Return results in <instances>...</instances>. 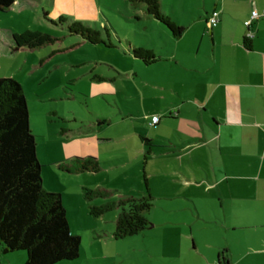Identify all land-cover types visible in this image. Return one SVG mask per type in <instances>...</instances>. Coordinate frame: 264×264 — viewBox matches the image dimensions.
<instances>
[{
  "label": "crops",
  "instance_id": "crops-1",
  "mask_svg": "<svg viewBox=\"0 0 264 264\" xmlns=\"http://www.w3.org/2000/svg\"><path fill=\"white\" fill-rule=\"evenodd\" d=\"M169 9L170 14H166L167 8L161 5L164 14L170 15L183 30L174 37L156 20L167 34L164 54L163 46H156L147 38L120 40L116 32L114 36L136 62L150 67L136 74L142 83L164 91L168 97L159 113L142 118L153 129L179 122V138L169 145L161 140V145L154 148L153 140L147 146L143 140L147 136L140 133H127L124 137H134L135 144L131 147L143 152L144 177L147 170L150 175L169 179L162 184L161 177V188L167 186L173 193L156 190L160 188L154 183L156 195H184L191 200L183 201L184 204L201 209L196 215L203 226L217 225L225 235L238 233L235 234L238 241L233 245L223 242V238L220 244L204 243L210 248L199 250L204 263L214 264L211 257L216 255L217 264H264V0H209L208 5L206 0H171ZM253 10L260 16L246 28L244 22ZM213 11L218 12L219 20L209 27L207 19ZM248 30L253 37L247 39L249 47H246ZM138 47L149 49L156 60L142 63L131 53L132 48ZM94 76L99 77L93 75V79H97ZM47 113L49 118L41 119L45 131L39 160L42 186L60 194L66 214V205L73 202L69 201L71 195L77 196L80 189V205L72 204L86 217L90 214V201L83 198L82 188H92L90 174L101 170V160L92 156H96L92 152L95 140L82 121L75 124V117L70 124L65 123L61 117L64 112L59 109L50 108ZM55 115L63 121H54ZM155 115L158 121L153 124L151 117ZM75 157H93L99 169L78 172L59 166L76 165ZM70 184L74 190L70 191ZM64 195L67 201L63 200ZM198 198L212 201H193ZM193 231L190 225L188 235L192 237V248L197 249L199 244ZM5 258L10 259L8 255ZM18 258L23 262L25 256L19 253Z\"/></svg>",
  "mask_w": 264,
  "mask_h": 264
},
{
  "label": "rangeland",
  "instance_id": "rangeland-1",
  "mask_svg": "<svg viewBox=\"0 0 264 264\" xmlns=\"http://www.w3.org/2000/svg\"><path fill=\"white\" fill-rule=\"evenodd\" d=\"M170 1L160 3L167 8L166 14H170ZM206 2L208 5L209 0ZM74 21L98 30L105 44L90 43L80 34L70 32L68 26ZM27 29L47 33L54 40L34 49H16L11 34ZM115 32L120 40L147 38L156 46H163V54L167 50V34L162 26L145 14L144 4L133 5L129 0H16L0 15V77L14 78L24 89L38 161L42 160L45 145L41 119L49 118L48 109L63 111L61 117L65 123L73 124L74 117L75 124L82 121L95 140L96 148L92 152L96 156H92L101 160V170L90 174V187L100 186L111 192L107 198L90 200V205L96 206L144 195L143 152L131 147L135 138L124 137L127 133L147 136L144 138L153 140L154 148L161 145V140L169 145L179 138V122L153 129L142 118L159 113L158 109L169 100L164 91L142 83L136 74L150 67L136 62L114 36ZM109 42L111 46L106 45ZM93 75L101 79H93ZM58 117L53 116L54 121H63ZM144 171L153 203L145 213L149 220L146 228L134 235L115 238L112 233L119 209L98 217L89 213L82 217L72 204L80 203L81 191L77 189V196L73 194L69 200L73 202L66 205V218L70 232L80 237L79 254L73 260L56 264H207L199 251L210 250L204 243L220 244L221 238L232 245L237 243L238 233L227 232L226 238L217 225L203 226L196 215L201 209L184 204L183 201H191L184 195H156V190L173 191L167 186L161 188L163 176L155 177ZM163 180L162 184L169 182L166 177ZM154 183L160 189L154 190ZM70 187V191L74 190V186L70 184ZM199 198L193 201H212ZM63 200L67 201L65 195ZM190 225L199 244L197 249L192 248V237L188 235ZM19 253L24 254L23 251L0 252V264H23ZM215 257L211 258L217 264Z\"/></svg>",
  "mask_w": 264,
  "mask_h": 264
},
{
  "label": "trees",
  "instance_id": "trees-1",
  "mask_svg": "<svg viewBox=\"0 0 264 264\" xmlns=\"http://www.w3.org/2000/svg\"><path fill=\"white\" fill-rule=\"evenodd\" d=\"M129 1L133 5L144 4L146 15L162 23L174 37L181 34L183 27L164 14L161 0ZM14 2L0 0V15L8 11ZM59 21L62 19L59 18ZM68 29L90 43L105 44L98 30L80 22L70 23ZM11 38L18 48L28 49L54 40L47 33L28 29L13 32ZM246 41L245 37L244 45L249 47ZM106 45L111 46L110 42ZM131 53L144 64L156 60V56L146 48H132ZM143 140L147 146L151 145L150 139ZM74 160L76 165L72 167L61 163L59 166L78 172L99 169L93 157H75ZM143 185L144 195L90 205V214L98 217L117 208L119 212L112 235L122 238L136 234L149 224L145 213L152 207V196L144 176ZM110 194L107 190L82 188V196L87 201L107 198ZM79 249L80 237L70 232L60 194L47 191L42 186L41 165L36 156L35 135L29 127L24 89L14 78L0 77V252L23 251V264H56L77 258Z\"/></svg>",
  "mask_w": 264,
  "mask_h": 264
},
{
  "label": "built area",
  "instance_id": "built-area-1",
  "mask_svg": "<svg viewBox=\"0 0 264 264\" xmlns=\"http://www.w3.org/2000/svg\"><path fill=\"white\" fill-rule=\"evenodd\" d=\"M259 16H260V14L256 10H253L251 12L250 18L244 22V25L246 26V28H249L250 25L252 24L253 20L257 19ZM218 20H219L218 12L213 11L210 13V15L207 19V24L209 27L215 26L217 24ZM245 37H246V39H251L253 37V33L250 30H248L245 34ZM157 121H158V116L155 115V116L151 117V123L154 124Z\"/></svg>",
  "mask_w": 264,
  "mask_h": 264
}]
</instances>
